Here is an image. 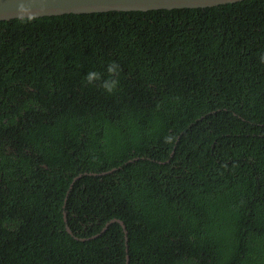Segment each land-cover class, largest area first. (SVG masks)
Listing matches in <instances>:
<instances>
[{"label":"trees","instance_id":"obj_1","mask_svg":"<svg viewBox=\"0 0 264 264\" xmlns=\"http://www.w3.org/2000/svg\"><path fill=\"white\" fill-rule=\"evenodd\" d=\"M261 53L264 0L0 21V264H264Z\"/></svg>","mask_w":264,"mask_h":264},{"label":"water","instance_id":"obj_2","mask_svg":"<svg viewBox=\"0 0 264 264\" xmlns=\"http://www.w3.org/2000/svg\"><path fill=\"white\" fill-rule=\"evenodd\" d=\"M237 1L241 0H0V21L17 19L18 8L21 4L36 12V17H43L106 11L204 9ZM120 222L123 225V222ZM66 228L71 233L69 227Z\"/></svg>","mask_w":264,"mask_h":264},{"label":"clouds","instance_id":"obj_3","mask_svg":"<svg viewBox=\"0 0 264 264\" xmlns=\"http://www.w3.org/2000/svg\"><path fill=\"white\" fill-rule=\"evenodd\" d=\"M36 16L37 13L32 11L30 8L25 7L23 4L19 6L17 15V19L19 20V22L23 23L26 21H32ZM259 61L260 63L264 64V53L260 54ZM121 72L122 68L120 64L116 61H112L107 65V78H104V74L99 71L90 70L85 75V82L89 85L96 84V82H99L98 86L102 88L105 92H107L109 95H112L118 90ZM173 140L174 136L169 135L165 137V143H171ZM123 228H125V225Z\"/></svg>","mask_w":264,"mask_h":264}]
</instances>
